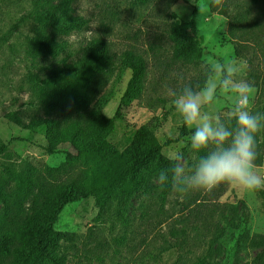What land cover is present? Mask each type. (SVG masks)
Masks as SVG:
<instances>
[{
    "label": "rangeland",
    "instance_id": "obj_1",
    "mask_svg": "<svg viewBox=\"0 0 264 264\" xmlns=\"http://www.w3.org/2000/svg\"><path fill=\"white\" fill-rule=\"evenodd\" d=\"M35 1L0 0V138L14 154L0 156V176L3 165L17 166L21 160L41 169L56 168L68 158L69 147L48 154L45 131L30 132L17 120L29 123L47 117L30 74L48 77L75 69L93 40L108 43L117 55L133 50L147 64L145 92L128 106L120 102L132 73L121 62L95 80L91 107L116 119L109 140L120 150L146 125L162 144L174 141L164 147L166 158L181 154L191 166L197 159L190 147L191 133L178 139L186 126L168 90L202 83L211 63L246 61L242 76L256 89L250 107L264 112L257 86L258 73L264 69L263 0H221L220 5L213 0H77L72 14L87 23L70 34L38 27L35 14L46 11L48 2L58 1L38 0L40 7ZM193 16L203 38L202 56L196 63L174 62L172 28ZM40 33L49 35L59 52L33 60L27 54L28 39ZM230 104L231 97H222L209 110L226 116ZM258 145L264 149V131ZM257 170L264 174V161ZM156 176L129 198L112 197L105 210L93 198L67 205L56 225L72 238L61 241L59 253L65 264H264V202L255 192L229 185L212 193L182 195L171 190L162 203ZM36 199L37 191L26 203L27 212Z\"/></svg>",
    "mask_w": 264,
    "mask_h": 264
},
{
    "label": "trees",
    "instance_id": "obj_2",
    "mask_svg": "<svg viewBox=\"0 0 264 264\" xmlns=\"http://www.w3.org/2000/svg\"><path fill=\"white\" fill-rule=\"evenodd\" d=\"M57 1L56 5L48 2L46 11L35 14L38 27L70 34L86 25L84 19L72 14V4L77 0ZM35 5L42 6L38 0ZM170 40L174 62L196 63L202 56L203 38L194 16L189 21L176 22ZM58 52L59 47L45 33L28 39L27 54L33 60L55 56ZM117 62L132 73L120 102L121 106H128L143 96L147 82L146 60L133 50L117 55L108 43L93 40L75 69H65L48 77L30 74L28 79L35 89L38 105L47 117L29 123L17 120L18 125L33 133L44 130L50 155L61 153L64 147L70 150L68 158L56 168L39 169L25 160L17 166L3 165L0 264H65L66 258L59 253L61 241L72 238L58 231L56 225L67 205L93 198L100 210H105L112 197H131L146 188L159 170L170 166L171 160L163 155V150L174 141L162 144L144 125L136 130L131 144L120 150L109 140L116 130V119L92 109L95 80L111 72ZM258 80L264 109V69L258 73ZM181 132L178 139L191 133L186 127ZM259 153L257 166L263 164L264 149L259 147ZM3 155L14 154L10 144L0 138V156ZM171 190L169 186L161 187L162 203ZM35 191L37 199L27 212L26 203ZM255 193L264 202V190Z\"/></svg>",
    "mask_w": 264,
    "mask_h": 264
},
{
    "label": "clouds",
    "instance_id": "obj_3",
    "mask_svg": "<svg viewBox=\"0 0 264 264\" xmlns=\"http://www.w3.org/2000/svg\"><path fill=\"white\" fill-rule=\"evenodd\" d=\"M213 3L220 5L221 0ZM246 67V61L211 63L202 83L168 90L181 124L191 131L190 147L197 159L186 166L177 154L156 176L161 187L182 195L212 193L221 185L244 192L264 190V174L257 170L264 112L250 107L256 89L242 76ZM222 97H231L226 116L209 110Z\"/></svg>",
    "mask_w": 264,
    "mask_h": 264
}]
</instances>
